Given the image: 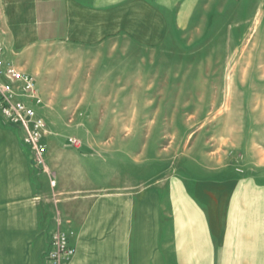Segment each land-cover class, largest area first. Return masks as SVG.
Masks as SVG:
<instances>
[{"label":"rangeland","instance_id":"obj_1","mask_svg":"<svg viewBox=\"0 0 264 264\" xmlns=\"http://www.w3.org/2000/svg\"><path fill=\"white\" fill-rule=\"evenodd\" d=\"M137 1L129 0V52L102 39L52 45L22 63L42 99L45 142L78 149L100 170L124 165L127 152L144 162L147 186L187 183L194 207L218 232L222 219L237 217V202L257 195L253 184L264 188V37L254 41L242 29L237 44V22L256 21V9L264 20V3ZM0 125L16 131L1 114ZM257 196L260 205L264 190ZM201 247L193 264L206 255L213 264L212 245L204 254Z\"/></svg>","mask_w":264,"mask_h":264},{"label":"crops","instance_id":"obj_2","mask_svg":"<svg viewBox=\"0 0 264 264\" xmlns=\"http://www.w3.org/2000/svg\"><path fill=\"white\" fill-rule=\"evenodd\" d=\"M129 3L0 0L6 59L28 73L22 63L52 45L106 39L112 51L129 52ZM263 3L248 0L256 8ZM255 12L256 21L237 22V44L242 29L254 41L264 37L263 11ZM18 137L17 129L0 125V264H46L57 220L76 250L69 264H178L179 256L185 257L182 264H193L198 245L202 254L212 245L213 264H264V196L262 206L256 202L264 188L250 185L257 195L245 205L237 202V217L222 219L216 232L201 207H194L187 183L155 180L147 186L144 162L127 152H120L124 165L100 170L89 155L48 140L44 169ZM248 185H239L240 194ZM202 258L209 263V256Z\"/></svg>","mask_w":264,"mask_h":264},{"label":"built area","instance_id":"obj_3","mask_svg":"<svg viewBox=\"0 0 264 264\" xmlns=\"http://www.w3.org/2000/svg\"><path fill=\"white\" fill-rule=\"evenodd\" d=\"M42 99L35 78L6 59V48L0 39V114L13 128L20 130L36 164L46 169L47 145L45 119L38 113ZM77 144L74 139L70 140ZM76 250L57 220L52 234L46 264H69Z\"/></svg>","mask_w":264,"mask_h":264}]
</instances>
